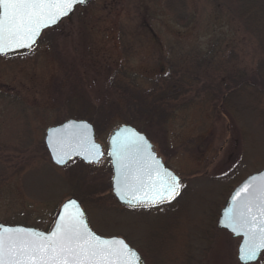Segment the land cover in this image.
I'll list each match as a JSON object with an SVG mask.
<instances>
[{"label":"rangeland","instance_id":"obj_1","mask_svg":"<svg viewBox=\"0 0 264 264\" xmlns=\"http://www.w3.org/2000/svg\"><path fill=\"white\" fill-rule=\"evenodd\" d=\"M166 3L93 0L47 29L32 53L0 56V222L46 231L75 197L94 230L126 238L148 264H181L186 254L194 264H242L241 238L220 228L217 214L243 178L264 169V96L249 98L248 90L225 107L217 87L238 60L232 49L240 67H255L257 57L211 1H186L187 25L175 22ZM183 71L189 82L169 102L158 81ZM131 76L138 84L130 85ZM111 81L153 90L163 99L154 102L157 113L129 109L107 90ZM70 118L93 123L106 152L123 124L146 133L182 177L181 201L146 212L124 208L112 192L108 156L55 165L46 131ZM254 264H264V253Z\"/></svg>","mask_w":264,"mask_h":264},{"label":"snow or ice","instance_id":"obj_2","mask_svg":"<svg viewBox=\"0 0 264 264\" xmlns=\"http://www.w3.org/2000/svg\"><path fill=\"white\" fill-rule=\"evenodd\" d=\"M85 0H0V53L14 48L32 47L42 29L56 24ZM76 129V132H72ZM89 125L70 123L54 130L61 137L56 162L66 163L70 153L93 157L103 155L100 145L88 135ZM51 143V141H50ZM118 179L116 192L121 199L131 193L138 203L163 204L175 199L182 187L180 179L164 168L152 152V146L135 132L124 140L114 139ZM62 153V154H61ZM87 158V157H86ZM255 179V178H253ZM251 188V191L249 189ZM246 198L239 211L225 212L226 226L245 237L239 247L238 261L254 264L264 253V178L259 185L245 184ZM143 194V195H141ZM139 255L123 240L103 239L92 232L75 199L63 205L55 229L44 233L24 228L0 229V264H139Z\"/></svg>","mask_w":264,"mask_h":264},{"label":"trees","instance_id":"obj_3","mask_svg":"<svg viewBox=\"0 0 264 264\" xmlns=\"http://www.w3.org/2000/svg\"><path fill=\"white\" fill-rule=\"evenodd\" d=\"M186 1L188 0H167L166 3L168 11L172 14L175 22L184 25L192 23V21H190V16L187 18L185 15L187 12ZM209 1L214 3L217 14H219L220 17L227 19L236 27V32L239 34L242 43L244 45H253V51L257 57L255 67H240L242 61L239 58V52L232 49V55L237 56L238 60L232 65V70L228 71V74H230L228 80L224 81L221 79L218 81L219 86L217 88L220 95H222V105L228 107L234 102L236 97H241L245 93H248V90L249 94H247V96L249 98L254 95L264 96V0ZM191 18L193 20V16ZM178 76L183 80L179 79ZM131 77L133 78V81L129 82L130 85L138 84L136 78L134 76ZM188 78H190V76L183 71L177 76L173 75V77L163 79V81L166 82L165 84H160L162 80H159L160 82L158 81V85L162 86V95L169 98V102L179 100V95L182 94V89H180V87H182V84L185 85L189 82ZM155 85H157V83H155ZM107 90L118 97L120 102L126 101L129 109H134L136 105H140L141 110L147 115L151 114L150 116H154L153 113L156 112L155 110L157 109L156 105L158 103L154 102L163 101V99L155 98L156 94H154L153 90L142 94L140 89L135 86H133V89L130 87L120 89L119 85L114 81H111V84L108 83ZM99 96L101 99L103 97L105 99V96L102 94ZM263 96H260L259 98ZM259 98L255 97V99L258 100ZM103 115H105V113ZM94 119L91 120L94 121L95 125H98V123H96L97 119ZM220 211L221 209L217 216H219ZM146 263L148 264L147 261ZM181 264H194V259L189 254H186L184 255Z\"/></svg>","mask_w":264,"mask_h":264},{"label":"water","instance_id":"obj_4","mask_svg":"<svg viewBox=\"0 0 264 264\" xmlns=\"http://www.w3.org/2000/svg\"><path fill=\"white\" fill-rule=\"evenodd\" d=\"M93 0H85V2L83 4H78L72 13H70L68 16H65L63 17L60 21H58L56 24L54 25H51L45 29H42L41 31V35L38 37L37 39V42L32 46V47H21V48H14V49H11L7 52V54H3V53H0V56L2 57H15V56H20V55H26V54H29L31 53L33 50L36 49V47L38 46V42L39 40L41 39L43 33L45 30L49 29V28H53V27H56L58 26L64 19L68 18L69 16H71L75 10L77 9V7L79 6H86L88 5L89 3H91ZM70 123H74L76 125H79V124H87L89 125V129H88V135L90 136L92 142L100 145V148H101V151L103 153V155H101L100 157L96 158V157H93L90 155L89 152L87 151H83V155H77L75 153H70V156H67V157H64L65 160H66V163L64 164H59L56 162V155H57V152L59 151V149H54L53 145H56L57 144V141L58 139H61V137H58L56 135H54V130H61V129H64L65 126L69 125ZM72 132H76V129H72L71 130ZM130 132H135L139 135H142L146 141L151 144L152 146V152L153 154L155 155L156 159L160 162V164L166 168L169 172H171L173 175L177 176L179 179L180 177L174 173L171 169H169L166 164L163 162V159L162 157L158 156V153L154 150V145L153 143L151 142V140L148 138V136L139 131L136 127H134L133 125L131 124H123L121 126H119L118 128L114 129L109 137V143H108V152H107V155L108 157L110 158L111 160V163H112V167H113V177H112V191L114 193V195L116 196V198L125 206H128V207H133V208H140V207H146V206H152V205H149L147 203V200H145V203H138L136 199L133 198L132 194L131 193H128V194H125V198L124 199H121L120 198V195L117 194L116 192V185H117V179H118V172H117V168H116V157L114 155H110L109 153L115 151L114 147H113V140L114 139H119V140H124ZM97 134H96V130H95V127L94 125L86 120V119H75V118H70V119H67L65 120L64 122H62L61 124H58V125H55V126H51L47 129L46 131V136H45V144H46V147L49 151V154L51 156V159L53 161L54 164H56L57 166H60V167H64L66 166L68 163H70L71 161L75 160V159H81L83 160L85 163L87 164H97L99 163L105 156V151H104V147L101 143H99L97 141V138H96ZM51 141V143H50ZM62 154V153H61ZM87 157V158H86ZM255 178V179H253ZM262 178H264V169H262L261 171L259 172H256V173H253L251 174L250 176H248L244 181H242L239 185H237L235 187V189L232 191L229 199L227 200L224 208L222 209L221 211V214H220V217H219V221H218V226L221 227V228H224V229H227L230 233H232V235L234 237H240L241 238V242H240V245H243L244 243V239L245 237L243 235H237L235 232L232 231L231 228L227 227L226 226V220H225V212L229 211V210H237L239 211L241 209V206L242 204L244 203L245 201V198H246V193H241L240 197L237 198V200H233V197L236 195V193L241 189L243 188V186L245 184H249V185H252V186H256V185H259L261 182H262ZM249 191H251V188L249 189ZM143 195V194H141ZM70 199H75L77 201V204L79 205V208H80V211H82L84 213V219H85V222L87 223L89 229L94 232L96 235L100 236L101 238L103 239H119V240H123L131 249H133L140 257V262L139 264H146L142 255L137 251L136 248L132 247L126 240L125 238L121 237V236H111V237H106L102 234H99L98 232H96L95 230L92 229V227L90 226V223L88 221V217H87V214H86V211L82 208L81 206V203L79 202V200L75 197H71L69 199H67L60 207V209L58 210V213L56 215V219H55V222L52 226V228L49 230V231H45V230H40V229H37V228H34V227H29V226H25V225H21V224H8V223H2L0 222V229L2 228H24V229H32L34 231H37V232H41V233H44L45 235L51 233L54 229H55V225L57 223V221L59 220V217L60 215L63 213V205L65 203H67ZM174 200V199H173ZM172 201V200H171ZM171 201H168V202H171ZM167 203V202H166ZM160 205V204H158ZM154 206H157V205H154ZM238 252H239V248H238ZM263 254V253H262ZM242 263V262H241ZM255 263V262H254Z\"/></svg>","mask_w":264,"mask_h":264},{"label":"flooded vegetation","instance_id":"obj_5","mask_svg":"<svg viewBox=\"0 0 264 264\" xmlns=\"http://www.w3.org/2000/svg\"><path fill=\"white\" fill-rule=\"evenodd\" d=\"M160 156V155H159ZM163 158V157H162ZM163 160H164V158H163ZM164 162H165V160H164ZM166 164V163H165ZM166 166H167V164H166ZM180 182H181V185H182V187H181V193H180V195L178 196V197H176L174 200H172L171 202H167V203H163V204H160V205H157V206H146V207H140V208H135V210H138V211H141V212H146V211H153V210H158V209H164L165 207L167 208V207H169V206H171V205H173L176 201H181L180 200V197H181V195H182V191H183V179L181 178V180H180ZM118 201V200H117ZM119 202V201H118ZM120 203V202H119ZM121 205V204H120ZM121 206H123V205H121ZM124 208H128V207H125V206H123ZM131 209V208H130ZM141 252V251H140Z\"/></svg>","mask_w":264,"mask_h":264}]
</instances>
